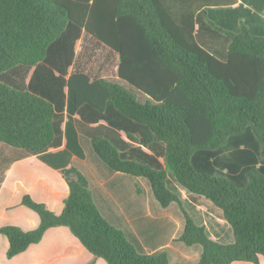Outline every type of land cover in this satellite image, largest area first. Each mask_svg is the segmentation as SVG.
Here are the masks:
<instances>
[{
    "label": "trees",
    "instance_id": "trees-1",
    "mask_svg": "<svg viewBox=\"0 0 264 264\" xmlns=\"http://www.w3.org/2000/svg\"><path fill=\"white\" fill-rule=\"evenodd\" d=\"M235 0H0V74L15 66H33L67 23L85 29L119 54V77L154 103H140L116 83L90 81L73 74L67 86L73 106L102 112L107 104L146 126L164 144L165 168L123 160L104 138L93 137L97 157L111 170L143 177L162 208L179 205L185 220L177 241L199 245L195 264H264V165L246 166L234 175L212 177L195 169L236 137H249L264 152V37L225 32L227 57L219 61L193 38V18L201 9L228 6ZM123 70H156L155 74ZM151 79L152 82H149ZM52 104L31 93L0 83V143L37 154L53 140ZM207 162V159L205 160ZM167 175L187 192L210 201L222 212L233 242L220 244L194 223L165 185ZM68 195L56 215L28 195L20 205L39 218L23 231L0 227L6 258L37 244L45 231L65 227L91 254L86 264H169L167 255L139 254L124 233L99 213L90 191L75 177H65ZM242 187H238V186Z\"/></svg>",
    "mask_w": 264,
    "mask_h": 264
},
{
    "label": "crops",
    "instance_id": "crops-1",
    "mask_svg": "<svg viewBox=\"0 0 264 264\" xmlns=\"http://www.w3.org/2000/svg\"><path fill=\"white\" fill-rule=\"evenodd\" d=\"M238 33L242 26L256 37H264V0H235L228 6H210L193 18L195 42L219 61H225L229 40L223 32ZM119 54L95 39L85 29L67 23L49 45L45 58L33 66H15L0 74V83L37 95L53 106V140L48 148L33 154L0 143V227L17 226L31 231L39 224L36 213L20 205L24 195L42 203L58 215L68 195L65 177H75L90 191L100 215L121 230L142 255L166 253L169 264H195L199 245L177 241L185 220L175 202L162 208L150 183L107 167L94 153L93 137L106 139L123 160L165 168L164 144L143 125L127 119L107 104L102 112L83 105L74 108L67 82L73 74L90 81L116 83L134 98L154 101L119 77ZM124 73L155 74L156 70H123ZM149 82H152L149 79ZM134 94V95H133ZM136 94V95H135ZM217 155L197 159L198 166L214 165L223 175H234L246 166L264 165V152L249 137H236ZM207 159V162L205 160ZM165 185L179 199L194 223L212 240L220 238L222 212L205 198L193 195L167 175ZM8 242L0 234V264H86L91 254L65 227L50 228L37 244L7 259ZM93 264H106L97 259Z\"/></svg>",
    "mask_w": 264,
    "mask_h": 264
},
{
    "label": "rangeland",
    "instance_id": "rangeland-1",
    "mask_svg": "<svg viewBox=\"0 0 264 264\" xmlns=\"http://www.w3.org/2000/svg\"><path fill=\"white\" fill-rule=\"evenodd\" d=\"M252 36H254V35H252ZM136 98L139 99L140 103H145L142 98H138V96ZM148 103L151 104L150 101ZM218 152H220V151L219 150H215V151H213L211 153V155H217ZM195 169L197 171H199V172H204V173H206V174H208L209 176H212V177H217V178H220V177H224L225 178L226 177L225 175H223L220 172V169L214 167V165H210L209 164L208 166L202 168V167L198 166V164L195 162ZM238 187H242V186H238ZM218 210L220 211V209H218ZM222 221H223V224H222V226L220 228V238L218 240H216L215 242L220 243V244H230V243L233 242L232 231H231L229 225L224 221L223 217H222ZM208 238L211 239L210 237H208Z\"/></svg>",
    "mask_w": 264,
    "mask_h": 264
}]
</instances>
